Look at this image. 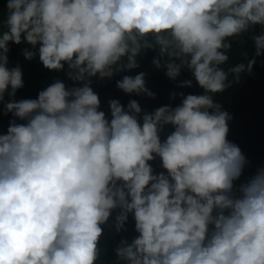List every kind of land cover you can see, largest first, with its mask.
Segmentation results:
<instances>
[{
	"label": "clouds",
	"instance_id": "clouds-1",
	"mask_svg": "<svg viewBox=\"0 0 264 264\" xmlns=\"http://www.w3.org/2000/svg\"><path fill=\"white\" fill-rule=\"evenodd\" d=\"M6 7L0 101L23 86L20 67H6L10 41L39 45L24 57L38 52L49 70L67 64L68 78L83 86L56 80L36 99L4 105L26 123L10 121L0 134V264H96L101 225L116 208V230L131 213L138 233L115 249L125 264H264V167L234 184L247 160L226 138L231 116L220 104L180 93L178 106L140 116L137 101L125 109L113 99L108 119L89 79L111 77L124 57V67H137L140 41L152 35L169 57L170 79L187 67L203 93L224 92L228 72L239 80L255 62L221 68L229 37L259 24L252 40L255 55L264 53V0H6ZM144 75L124 76L117 87L154 97ZM166 125L174 130L162 141ZM156 157L165 171L154 173Z\"/></svg>",
	"mask_w": 264,
	"mask_h": 264
},
{
	"label": "trees",
	"instance_id": "trees-1",
	"mask_svg": "<svg viewBox=\"0 0 264 264\" xmlns=\"http://www.w3.org/2000/svg\"><path fill=\"white\" fill-rule=\"evenodd\" d=\"M7 15L6 0H0V32L7 31ZM261 31L262 26L256 24L249 31L228 38L231 48L223 50L228 55V60L220 65L221 68L228 72L230 68L239 63L246 65L249 60L253 59L255 62L250 72L239 74V80L236 79L235 73L228 72L226 81L228 86L225 91L211 95L213 100L220 104L221 110L231 116V119L227 121L229 128L226 134L227 140L237 145L247 160L241 176L234 181L235 185L245 182L255 174L258 168L264 167V53L260 56L255 55V45L252 40V37L260 34ZM140 43V54L136 56L137 67L132 69L124 67L127 63V58L124 57L120 70L114 71L111 77L100 78L97 74V76L89 78L90 87L98 95L100 101L98 110L105 112L106 118L111 119L109 101L113 99L118 100L125 109L131 100L137 101L141 108L140 116H142L143 113H152L161 106H178L183 99L179 95L180 93L185 96L188 94H209L203 93V89L195 81L192 72L187 67H182L180 74L175 79H170L166 75L164 64L169 57L167 55L160 56L158 45L155 44L152 35L141 39ZM149 45L153 48H148ZM38 47L39 45L36 46V48ZM8 48L6 67L9 69L20 67L23 86L17 89L12 97H9L8 92H5L4 100L0 101V134L7 133L10 121L17 124L26 123L5 111L4 105L7 102L36 99L40 91L56 80L63 82L66 89L83 86L82 82L72 81L68 78L67 64L59 71L49 70L39 60L38 52L32 59H26L23 55L24 49L36 51V48L27 42L15 44L10 41ZM154 58L160 59V67L153 63ZM172 59L176 63H180L179 59L175 57ZM141 72L145 74V87L154 93V97H149L144 93H125L117 87V81L124 76L134 77ZM189 80L192 81L191 86L183 85L182 82ZM173 130L171 125L164 126L160 133L161 140L163 141ZM149 163L154 173L165 171L159 165V157ZM119 213V208L113 209L108 221L101 225L103 233L98 242L99 255L96 264H125L117 258L115 249L120 245L121 240L130 242L138 233L135 231V221L131 213L128 214L123 228L120 231L116 230L115 218Z\"/></svg>",
	"mask_w": 264,
	"mask_h": 264
},
{
	"label": "rangeland",
	"instance_id": "rangeland-1",
	"mask_svg": "<svg viewBox=\"0 0 264 264\" xmlns=\"http://www.w3.org/2000/svg\"><path fill=\"white\" fill-rule=\"evenodd\" d=\"M208 95H212V93H209ZM159 165H160V167H161V161H160ZM161 168H162V167H161Z\"/></svg>",
	"mask_w": 264,
	"mask_h": 264
},
{
	"label": "built area",
	"instance_id": "built-area-1",
	"mask_svg": "<svg viewBox=\"0 0 264 264\" xmlns=\"http://www.w3.org/2000/svg\"><path fill=\"white\" fill-rule=\"evenodd\" d=\"M242 183V182H241ZM240 183H237L236 185L238 186Z\"/></svg>",
	"mask_w": 264,
	"mask_h": 264
}]
</instances>
